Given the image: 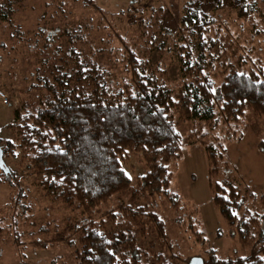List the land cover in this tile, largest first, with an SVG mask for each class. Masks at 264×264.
<instances>
[{
  "label": "trees",
  "instance_id": "trees-1",
  "mask_svg": "<svg viewBox=\"0 0 264 264\" xmlns=\"http://www.w3.org/2000/svg\"><path fill=\"white\" fill-rule=\"evenodd\" d=\"M83 2L99 10L91 0ZM246 2L239 12L249 18L254 6ZM5 12L8 21L11 11ZM187 13L183 25L197 23L199 32L189 34L197 43L194 51L186 43L176 47L183 79L177 90L167 86L159 75V67L149 64L150 49L142 48L146 52L143 58L124 45L129 78L111 87L106 69L80 56L73 45L76 38L68 30L45 34L39 29L45 48L55 45L50 49L53 56L41 62L48 66L52 61L49 75H37L35 84L46 94L38 96L35 102L22 101L15 107L13 121L6 126L11 136L0 139V182L18 189L12 202L23 206L19 200L24 194L15 172L6 164L7 159L22 162V170L51 199L68 207H80L87 214L111 196L131 190L132 180L123 169L127 156L140 154L146 165L134 191L142 196V203L135 202L133 195L131 201L106 215L112 223L126 220L137 226L151 222L155 242L149 241V249L144 248L136 242L135 231L116 229V223L106 230L101 220H90L74 229L78 235L73 240L77 264H188L192 256L182 257L179 242L168 237L166 225L154 206L157 198L166 199L173 207L179 203L174 194L168 193V164L180 159L182 153L178 122L189 121L198 125L194 129L196 141L205 149L212 205L226 225L229 238L248 246L247 251L219 258L217 250L206 246L194 208L188 214L175 216V226L180 235L204 247V256H195L202 258L204 264H264V215L255 204L259 198L264 201V192L245 195L222 162L224 148L216 153L213 144L205 141L208 131L222 126L232 129L227 140L238 139L239 123L246 111L264 124V71L261 67L247 72L230 69L215 84L208 76L215 42L202 37L205 22L199 21L198 9H189ZM256 148L264 152V129ZM220 174L223 179H216ZM248 199L254 203L245 208ZM145 233L141 228L142 238ZM155 246L156 251H151Z\"/></svg>",
  "mask_w": 264,
  "mask_h": 264
},
{
  "label": "rangeland",
  "instance_id": "rangeland-1",
  "mask_svg": "<svg viewBox=\"0 0 264 264\" xmlns=\"http://www.w3.org/2000/svg\"><path fill=\"white\" fill-rule=\"evenodd\" d=\"M0 1L4 10L0 14V92L6 98L0 99L1 140L11 136L6 126L13 121V109L22 101L35 102L38 96L46 94L35 84L37 75H49L53 56L50 49L55 45L45 48L40 28L45 34L52 30H68L76 38L73 45L80 56L106 69L111 87L129 78L125 70L124 45L133 48L140 57L146 54L142 48L150 49L149 64L159 67L162 72L159 75L167 86L177 90L183 79L176 47L186 43L195 50L196 40H191L189 34L199 32L197 23L186 27L183 21L189 9L197 8L199 21L205 22L202 37L215 42L208 70L215 84H219L230 69L247 72L261 67L264 71V0H246L254 6L249 18L240 16V6L246 2L241 0H91L99 10L85 5L83 0ZM8 10L11 15L7 21L5 11ZM62 46L65 48V41ZM48 57V66H43L41 62L48 61ZM195 125L196 122H178L183 138L182 153L180 159L168 164V193L174 194L179 203L173 207L166 199L157 198L154 211L164 221L168 237L179 242L182 257L204 256V247L180 235L175 226L174 217L188 214L193 208L206 246L217 250L219 258L235 252L245 254L248 246H241L229 238L226 225L212 205L208 160L205 149L196 141L194 129L198 125ZM263 129V121L246 111L239 123L237 135L241 136L238 139H226L232 131L227 126L208 131L205 139L213 144L216 153L224 148L222 162L226 163L229 175L235 177L245 195L246 192L255 195L264 192V152L256 148ZM6 164L15 172L23 190L24 198L19 201L25 208L12 202L16 200L18 189L0 182V264H77L73 240L78 235L74 229L90 220L95 223L101 220L106 230L116 223V229L135 231L136 242L144 248H148L149 241L155 242L151 222L137 226L126 220L112 223L106 215L120 204L131 201L133 195L135 202L142 203V196L134 194L139 185L137 178L146 170L142 155L131 154L123 163V169L132 177L131 190L124 195L111 196L90 214L47 196L33 177L26 175L22 162L17 159H7ZM223 177L220 174L216 179ZM252 202L248 199L245 208ZM255 204L264 215V201L259 198ZM262 226L264 228V223ZM141 228L146 231L145 238L140 234Z\"/></svg>",
  "mask_w": 264,
  "mask_h": 264
},
{
  "label": "water",
  "instance_id": "water-1",
  "mask_svg": "<svg viewBox=\"0 0 264 264\" xmlns=\"http://www.w3.org/2000/svg\"><path fill=\"white\" fill-rule=\"evenodd\" d=\"M0 165H3V160H2V151L0 148ZM188 264H204L202 258L200 257H192Z\"/></svg>",
  "mask_w": 264,
  "mask_h": 264
},
{
  "label": "snow or ice",
  "instance_id": "snow-or-ice-1",
  "mask_svg": "<svg viewBox=\"0 0 264 264\" xmlns=\"http://www.w3.org/2000/svg\"><path fill=\"white\" fill-rule=\"evenodd\" d=\"M0 167H2V165H0ZM7 171V170H6ZM123 171V170H122ZM125 175H128L127 173H125ZM132 177L129 175L128 179H131ZM233 215H235V213H233ZM261 259H264V257H261Z\"/></svg>",
  "mask_w": 264,
  "mask_h": 264
},
{
  "label": "built area",
  "instance_id": "built-area-1",
  "mask_svg": "<svg viewBox=\"0 0 264 264\" xmlns=\"http://www.w3.org/2000/svg\"><path fill=\"white\" fill-rule=\"evenodd\" d=\"M0 99L4 100L6 99L5 96L0 92Z\"/></svg>",
  "mask_w": 264,
  "mask_h": 264
}]
</instances>
